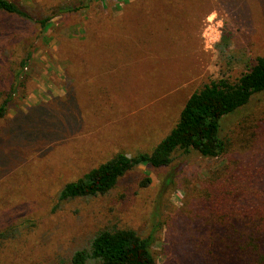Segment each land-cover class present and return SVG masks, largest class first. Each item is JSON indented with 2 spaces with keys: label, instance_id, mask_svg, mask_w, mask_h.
I'll use <instances>...</instances> for the list:
<instances>
[{
  "label": "rangeland",
  "instance_id": "374dc122",
  "mask_svg": "<svg viewBox=\"0 0 264 264\" xmlns=\"http://www.w3.org/2000/svg\"><path fill=\"white\" fill-rule=\"evenodd\" d=\"M14 1L28 17L0 12V264H71L98 230L124 227L151 237L155 264H206L211 182L233 167L264 182V91L222 120L223 156L177 151L104 195L58 194L118 152L151 151L192 92L264 56V0Z\"/></svg>",
  "mask_w": 264,
  "mask_h": 264
},
{
  "label": "trees",
  "instance_id": "16d2710c",
  "mask_svg": "<svg viewBox=\"0 0 264 264\" xmlns=\"http://www.w3.org/2000/svg\"><path fill=\"white\" fill-rule=\"evenodd\" d=\"M0 12L28 17L14 0H0ZM47 21L48 18H44L38 22L44 27ZM262 91L264 56H256L248 69L234 81L226 78L211 80L192 92L175 125L151 151L114 154L80 178L67 182L58 199L104 195L121 177L139 165L168 166L177 151L194 150L207 158L223 156L231 142L220 134L222 120ZM11 99L8 94L0 102V120L6 115ZM259 174L252 175L249 167H233L217 182L213 180L209 191L204 193V205L210 219L206 264H264V182L259 180ZM149 183L150 178L144 177L140 186ZM7 236V233H0V247ZM151 243V237H143L129 227L101 229L92 236L87 247L73 253L71 264L89 261L98 264H155Z\"/></svg>",
  "mask_w": 264,
  "mask_h": 264
},
{
  "label": "built area",
  "instance_id": "2783aa9c",
  "mask_svg": "<svg viewBox=\"0 0 264 264\" xmlns=\"http://www.w3.org/2000/svg\"><path fill=\"white\" fill-rule=\"evenodd\" d=\"M214 32H215V29L212 25L208 26L206 29H204V31L202 33V37L204 39V44H205L204 46L206 48H211V46L215 42Z\"/></svg>",
  "mask_w": 264,
  "mask_h": 264
}]
</instances>
